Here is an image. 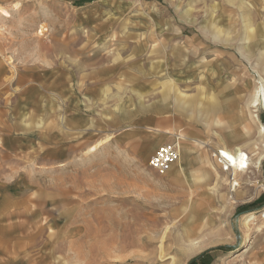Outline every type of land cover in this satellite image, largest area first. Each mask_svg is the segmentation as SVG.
Here are the masks:
<instances>
[{
  "label": "rangeland",
  "instance_id": "374dc122",
  "mask_svg": "<svg viewBox=\"0 0 264 264\" xmlns=\"http://www.w3.org/2000/svg\"><path fill=\"white\" fill-rule=\"evenodd\" d=\"M0 8V264H264V0ZM218 145L251 160L235 190Z\"/></svg>",
  "mask_w": 264,
  "mask_h": 264
},
{
  "label": "bare ground",
  "instance_id": "6f19581e",
  "mask_svg": "<svg viewBox=\"0 0 264 264\" xmlns=\"http://www.w3.org/2000/svg\"><path fill=\"white\" fill-rule=\"evenodd\" d=\"M0 11L5 15L8 14L6 9L5 10L1 9ZM40 32L41 31H39V33ZM262 82H258L257 88H256L254 95H253V99L251 101V104L254 107L255 111L259 106L264 109V84ZM255 116H256V114H255ZM257 121H259V120H257ZM259 133L261 136L264 135V125L263 124H260V126H259ZM101 143L102 142L98 143L96 146H100ZM258 148H259L258 152L256 154L254 161H253V165L255 167L260 166L261 159L264 156V143L260 144V146ZM216 151L218 152V156L219 155L224 156V163L229 166L230 174L232 175V179L229 181V186H230L231 190H235L236 189L235 175L237 173H241L240 171H242L246 167V165H248L250 163L249 157H248L247 153H245L243 151V149H241L239 147L234 149V150L222 148V149H217ZM177 154H178V152H177ZM213 155H215V154H213ZM177 157H178V155H177ZM254 218H255L254 215H251V214L247 215L245 217L244 224L248 225ZM245 243H246V241H245Z\"/></svg>",
  "mask_w": 264,
  "mask_h": 264
},
{
  "label": "built area",
  "instance_id": "2783aa9c",
  "mask_svg": "<svg viewBox=\"0 0 264 264\" xmlns=\"http://www.w3.org/2000/svg\"><path fill=\"white\" fill-rule=\"evenodd\" d=\"M177 137V136H176ZM178 139L173 142L163 143L159 145L154 153L148 159V165L157 172H165L170 169L171 165L177 158ZM217 161L222 166L223 170H229V166L224 163V156L217 155Z\"/></svg>",
  "mask_w": 264,
  "mask_h": 264
},
{
  "label": "crops",
  "instance_id": "0c3cea01",
  "mask_svg": "<svg viewBox=\"0 0 264 264\" xmlns=\"http://www.w3.org/2000/svg\"><path fill=\"white\" fill-rule=\"evenodd\" d=\"M17 75V74H16ZM16 75H15V77H14V79L13 80H15V82L16 83H21V79L20 78H16ZM257 76H259V74H257ZM16 78V79H15ZM12 80V81H13ZM258 82H260V80H257V84H256V86H255V88H254V92H255V90H256V88H257V85H258ZM254 92H253V94H252V97H251V100H250V105H251V107H252V112H251V121H252V123H254V124H257V135H258V137L259 138H264V135H260V133H259V126H260V124H259V121H257V120H259V118H258V115H257V109H256V111H255V109H254V107L252 106V104H251V101H252V99H253V95H254ZM260 107V106H259ZM263 109V108H262ZM255 114H256V116H255ZM258 122V123H257ZM244 127L246 128L245 129V132H248L247 131V127L244 125ZM148 128H150V129H152V130H155V131H161V129H158V128H156V127H150V126H148ZM236 141H238V139L236 140ZM1 142H2V139L0 138V144H1ZM101 141H97L95 144H92V145H90L88 148H87V150H86V153H92V152H88V150H93V148L98 144V143H100ZM260 143L261 142H255L254 143V146L256 147V149L258 150L259 148V146H260ZM219 146V147H218ZM218 146H216L217 147V149H222V148H225V147H223V146H220V145H218ZM241 148V149H243V151H244V148H243V146H241V145H235L234 146V149H236V148ZM226 149H228V148H226ZM234 149H232V150H234ZM179 150H180V148H179ZM229 150H231V149H229ZM245 152V151H244ZM179 153H180V151H179ZM246 153V152H245ZM248 155V154H247ZM249 157V156H248ZM264 157V156H263ZM263 159V158H262ZM261 159V160H262ZM249 161H251L250 159H249ZM251 163L253 164V161H251ZM261 163V162H260ZM254 166V165H253ZM255 167V166H254ZM255 168H258V167H255ZM180 170H182V168L180 167ZM183 171V170H182ZM217 177H220V174L216 171V179H217ZM237 184H238V182H237ZM239 191H240V189H238ZM238 194H236V196H237ZM240 196L241 197H238L237 196V198H239V199H243V200H245L246 198H248L247 196H245V194L243 193L242 195L240 194ZM232 198H233V202L235 203L236 202V198H234L233 196H232ZM8 202V204H9V206H13L12 204L13 203H15V202H9V201H7Z\"/></svg>",
  "mask_w": 264,
  "mask_h": 264
}]
</instances>
